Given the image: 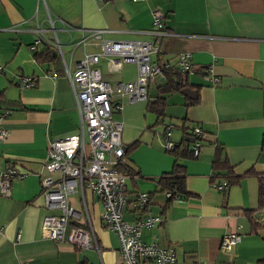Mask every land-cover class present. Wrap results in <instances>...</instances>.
Listing matches in <instances>:
<instances>
[{"label": "crops", "instance_id": "0c3cea01", "mask_svg": "<svg viewBox=\"0 0 264 264\" xmlns=\"http://www.w3.org/2000/svg\"><path fill=\"white\" fill-rule=\"evenodd\" d=\"M155 9L163 14L156 26ZM48 13L63 50L55 63L35 60L29 48L34 24L50 27ZM93 29L100 30L95 38L89 35ZM156 31L162 33L154 62L189 53L194 71H182L184 86L197 89V95L164 92L163 123L147 108V99L119 97L123 106L113 117L122 122L132 169L125 178L123 217L136 218L131 201L136 191H147L150 202L142 215L163 219L142 227L141 238L172 246L175 264H264V226L253 227L247 213L258 207L259 175L264 179V0H0V93L6 99L0 113L7 110L0 118L7 130L0 138V170L11 163L25 172L12 179L9 195L0 194V264H125L119 238L102 222V203L90 188L75 190L69 201L85 219L86 202L100 252L42 236L43 217L51 210L43 205L41 177L48 174V141L78 127L65 63L74 72L84 51L99 50L100 39L153 41ZM99 66L111 82L137 75L134 62L111 70L103 58ZM26 75L32 76V85L21 84ZM165 80L163 73L151 81L147 98L154 99ZM184 120L188 131L198 125L203 136L197 156H181L186 192L168 203L156 178L171 170L175 154L165 148L161 129ZM173 134L184 147L181 130L175 127ZM228 169L241 178L220 190L216 183L227 180ZM230 230L239 238L225 249L220 238Z\"/></svg>", "mask_w": 264, "mask_h": 264}, {"label": "built area", "instance_id": "2783aa9c", "mask_svg": "<svg viewBox=\"0 0 264 264\" xmlns=\"http://www.w3.org/2000/svg\"><path fill=\"white\" fill-rule=\"evenodd\" d=\"M104 1V0H97ZM163 14L159 9L153 10V25L162 24ZM50 27L36 22L33 27L35 36L29 44L31 51L41 44H51L63 57L61 41L50 13ZM51 30L52 36L46 31ZM89 35L97 37L99 29L89 30ZM156 40L147 39H106L98 42V51H84L74 72L65 63L66 75L71 84L79 122L77 131L62 137L50 139L47 144L44 166L47 175L41 177L40 192L43 205L50 209L42 220V236L54 240L66 241L81 248H96L94 229L90 222L86 202L84 209L87 218L81 217V211L69 201V196L75 190L82 192L87 187L97 193L101 203V220L108 229L115 232L120 241L119 252L125 264H175L176 251L172 246H162L158 241H145L141 238L142 227H152L162 220L159 214L146 213L150 195L147 191H136L131 201L132 211L137 216L133 221L123 217L124 205L127 202L126 175L117 167L123 161L124 144L122 142V122L113 117V113L122 108L120 96L128 100H145L148 97V85L171 62L158 60L154 62L152 54L159 49V34ZM86 37L81 38L85 44ZM107 59L109 68L117 70L123 62H134L137 65V75L133 80H117L111 82L104 78L100 63ZM175 64L181 71L192 73L193 63L189 53L176 55ZM3 65L0 63V71ZM209 69V68H208ZM211 69V68H210ZM55 75V72H53ZM208 77V76H207ZM215 77L212 80L215 81ZM23 86L33 84L32 76L20 77ZM7 110L0 113L6 114ZM171 124L164 129L166 132L165 146L171 148L173 140L170 137ZM192 132V151L197 156L200 151V137L203 130L195 125ZM7 135V130L0 125V138ZM25 172L18 165L9 163L0 170V194L9 195L11 182L14 178L23 177ZM220 190L227 187L226 180L217 182ZM166 196H171L167 191ZM174 198H179L176 194ZM259 220L264 219V207L254 212ZM88 224V225H87ZM239 234L236 230L223 233L220 246L230 249L236 243ZM25 264V263H23ZM196 264H205L196 262Z\"/></svg>", "mask_w": 264, "mask_h": 264}, {"label": "trees", "instance_id": "16d2710c", "mask_svg": "<svg viewBox=\"0 0 264 264\" xmlns=\"http://www.w3.org/2000/svg\"><path fill=\"white\" fill-rule=\"evenodd\" d=\"M32 52H33L35 60H38V61H48V62L51 61L55 63L58 61L60 57L57 50L51 44H46V43L43 44L42 49H35ZM175 58L176 56H174V58L166 59L167 61H170L171 64L169 68L164 69V78L166 80L158 88L160 93L157 96H155L154 99L146 98L147 108L157 113V121L159 123H163L164 121L163 118L165 116V108L167 104L166 97L163 96V93L167 91L170 92L172 90L181 89L186 84V81L183 78V73L181 69L177 67L175 64ZM177 80H179V82H177ZM5 100L6 99L3 93L1 92L0 93V103L1 102L3 103ZM122 106H123V103H122ZM169 124H171L170 137L173 140V146L168 149L171 150L175 154V159H174V163H173L171 170L164 172L163 174L159 175L156 178V187H158L165 194L167 191L171 192V196L169 197L167 196L168 203L174 198L176 194L178 196H181L182 194L186 192V188H185L186 172H185V167L183 163L181 162V156H185L189 154V152L193 153L192 148L189 150V148L187 147V145L193 144V141L185 139V136L189 135V136H192L193 138H196V136L192 132L193 127H191L190 131L187 130L185 120L179 124H175L173 122H167L161 129V134L163 137L164 144H165V138H166V134H165L166 131L164 129ZM175 127H178L182 132L180 140H182V142L185 143L184 147H181L180 144L175 141L174 134H173ZM201 140H202V137H200V142ZM262 144L264 145V137L262 140ZM165 148L167 147L165 146ZM128 150H129L128 147H126V149L124 150L123 161L117 166L125 175L131 173V170H132L128 163V160H129L128 153H127ZM225 176L227 177V180H226L227 186L237 182L241 178L239 174L234 173L233 171H231V169L226 170ZM262 207H264V179L259 175L258 207L254 209H250V208L247 209V213H249L251 224L255 228L259 226H264V219L259 220V216L254 214L255 211H257L258 209ZM141 213H143V211Z\"/></svg>", "mask_w": 264, "mask_h": 264}, {"label": "water", "instance_id": "95a60500", "mask_svg": "<svg viewBox=\"0 0 264 264\" xmlns=\"http://www.w3.org/2000/svg\"><path fill=\"white\" fill-rule=\"evenodd\" d=\"M177 82H179V81L177 80ZM181 91L183 93L187 94L188 96L195 97L197 95V89L191 88L188 85L187 86H183L181 88ZM185 139L193 141L194 138L192 136L187 135V136H185Z\"/></svg>", "mask_w": 264, "mask_h": 264}, {"label": "rangeland", "instance_id": "374dc122", "mask_svg": "<svg viewBox=\"0 0 264 264\" xmlns=\"http://www.w3.org/2000/svg\"><path fill=\"white\" fill-rule=\"evenodd\" d=\"M64 50H65V47H64Z\"/></svg>", "mask_w": 264, "mask_h": 264}]
</instances>
